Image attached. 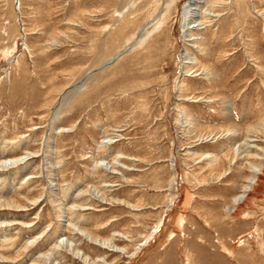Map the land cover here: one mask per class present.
Masks as SVG:
<instances>
[{"label": "rangeland", "instance_id": "374dc122", "mask_svg": "<svg viewBox=\"0 0 264 264\" xmlns=\"http://www.w3.org/2000/svg\"><path fill=\"white\" fill-rule=\"evenodd\" d=\"M186 2L0 0V264H264V0Z\"/></svg>", "mask_w": 264, "mask_h": 264}, {"label": "bare ground", "instance_id": "6f19581e", "mask_svg": "<svg viewBox=\"0 0 264 264\" xmlns=\"http://www.w3.org/2000/svg\"><path fill=\"white\" fill-rule=\"evenodd\" d=\"M202 4H204V0H187V2L185 4L186 6H184V11H183L184 19L183 20H185L184 21L185 22L184 26L186 27V34L189 35V36H191L189 39H194L195 38V37L192 36L191 32H192L193 29L197 28V26L200 25V20H199L200 12L199 11H201V5ZM189 32H190V34H189ZM137 35H138L137 36L138 40L139 41H142L145 33L141 29L137 33ZM123 53L124 52H118L116 55H114L109 60H107L106 62H104L103 64H101L95 70H91V71L86 72V74L84 75L85 77L81 81H79L78 84L76 85L77 86V91L81 90L85 86L87 80L90 78V76L93 73H95L98 69L99 70L100 69H104L105 67H107V65L111 61L116 60L120 56H122ZM187 56L188 55L184 56V59L187 58ZM189 58H190V56H189ZM190 59H192V58H190ZM186 63H189V61L183 60L182 66L183 65L185 66ZM182 71H184V70H182ZM250 128L249 129L252 130L251 132H253V130H255V131L256 130H259V131L262 132L264 130V120L261 121L260 123H258L255 127H250ZM110 140H112V139H110ZM110 140H108V141H110ZM108 141H105V143L106 142L109 143ZM250 144L251 143H249V141L246 140V141H244L241 144L235 145L234 152H235L236 155H235L234 158H231L230 159V162H234L235 161V158H239V156H242L244 150L247 151V157L244 158V159H245V161H247L249 163L248 165H249V174L250 175L246 178L245 183H244V185L242 187L241 192L239 194L235 195L233 197V199H232V203H233V207L234 208H236V206H238L240 203H242L243 201H245L247 199V197L250 196V193L252 191H254V190L255 191H260V189L264 185V148H260L259 147V144H255L254 143L252 146H249ZM242 149H244L243 152H242ZM259 154L261 156L260 157H257V155H259ZM255 155H256V157H255ZM34 156H37V153L28 152L27 154H23V155H20V156L15 157V158L3 159V160L0 161V170H4V169H8V168H13V167L19 166V165L25 163L28 159H30L31 157H34ZM172 162H175V161L173 160ZM116 163H118V162L115 161L114 164H116ZM100 165L104 166V168H107V169H111V170L114 169V165L111 164V163H109V162L102 161V162H100ZM177 179H178V177L177 178H174V181L177 182ZM49 182L51 183V186L54 184L53 183V180H50ZM256 185L258 187H256ZM52 187H54V186H52ZM130 207H136V206L130 205ZM229 208H232V207H229ZM14 223H18V222H9V221H7V224L8 225H12ZM164 223H165V218L159 220L158 224H156L154 226V228L152 229L151 233L147 237H145V239L143 240V242L139 243L138 248H136L135 252H133V254L131 255V258H136L139 255V253L143 249H145V247L148 245V243L151 240H154L155 239V237L159 233V231L162 228V226L164 225ZM73 226H75L74 229L80 230L79 232H81L83 234L85 233V235L88 234L84 230H81L80 227L78 228V227H76V225H73ZM88 236L91 237L90 234H88ZM102 244H104L105 246H108L110 249L115 250L117 252H124L125 251L124 248L118 247L117 245L113 244L110 240L109 241H104V242H102ZM77 252H78V250H77ZM52 253H48L47 255H45V257H47V259H49V261L51 262L50 264H54V262L51 261V259H50L51 256L53 255ZM92 264H97V263H96V261H94Z\"/></svg>", "mask_w": 264, "mask_h": 264}]
</instances>
